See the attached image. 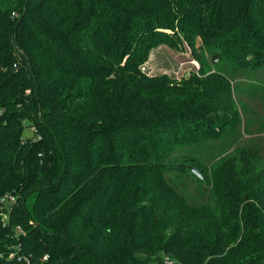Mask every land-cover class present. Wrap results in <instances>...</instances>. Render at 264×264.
<instances>
[{
	"label": "trees",
	"instance_id": "trees-1",
	"mask_svg": "<svg viewBox=\"0 0 264 264\" xmlns=\"http://www.w3.org/2000/svg\"><path fill=\"white\" fill-rule=\"evenodd\" d=\"M163 43L198 71L148 74ZM262 69L264 0H0V264H264L259 154L185 150L235 135Z\"/></svg>",
	"mask_w": 264,
	"mask_h": 264
},
{
	"label": "rangeland",
	"instance_id": "rangeland-1",
	"mask_svg": "<svg viewBox=\"0 0 264 264\" xmlns=\"http://www.w3.org/2000/svg\"><path fill=\"white\" fill-rule=\"evenodd\" d=\"M199 66V62L193 58L188 46L185 50H175L168 44L163 43L151 50L148 60L143 64V69L150 75L167 73L181 79L182 77L189 76L192 71L197 72ZM233 85L235 100L241 113L240 122L233 131L235 135H231L226 140L223 138V140L216 142H208V145L200 147L189 146L185 149L186 153L197 157L203 162H208L224 155L229 148L239 144L256 150L259 154L260 163L263 165L264 69L254 72L246 71L244 74L237 75L233 78ZM23 136L25 138L34 136V129L27 122ZM192 173V171L186 172L187 176L185 177H188L190 181L184 187L185 192L195 196L198 201H202L205 198L207 186L203 185V181L196 179ZM33 197L31 195L30 200ZM6 206L10 209L11 202L6 201Z\"/></svg>",
	"mask_w": 264,
	"mask_h": 264
},
{
	"label": "water",
	"instance_id": "water-1",
	"mask_svg": "<svg viewBox=\"0 0 264 264\" xmlns=\"http://www.w3.org/2000/svg\"><path fill=\"white\" fill-rule=\"evenodd\" d=\"M17 48L20 49V46L17 45ZM220 59V54L219 53H215L213 56H212V61L214 63H217ZM188 168L195 174L197 175L199 178H203V173L201 172L200 168L196 165H193V164H188L187 165Z\"/></svg>",
	"mask_w": 264,
	"mask_h": 264
},
{
	"label": "built area",
	"instance_id": "built-area-1",
	"mask_svg": "<svg viewBox=\"0 0 264 264\" xmlns=\"http://www.w3.org/2000/svg\"><path fill=\"white\" fill-rule=\"evenodd\" d=\"M0 114H1V112H0ZM2 201H4V202H6V201H10V202H15L16 201V197L14 196V195H4L3 197H2ZM7 214L8 213H5V218L7 217ZM14 255V253H11V256H13ZM47 258V256H45V259Z\"/></svg>",
	"mask_w": 264,
	"mask_h": 264
}]
</instances>
